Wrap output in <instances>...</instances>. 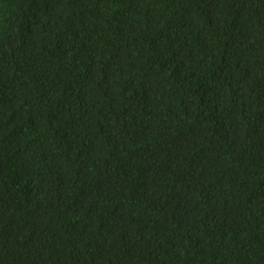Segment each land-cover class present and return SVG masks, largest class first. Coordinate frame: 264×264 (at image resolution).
Wrapping results in <instances>:
<instances>
[{
    "label": "trees",
    "instance_id": "obj_1",
    "mask_svg": "<svg viewBox=\"0 0 264 264\" xmlns=\"http://www.w3.org/2000/svg\"><path fill=\"white\" fill-rule=\"evenodd\" d=\"M0 264H264V0H0Z\"/></svg>",
    "mask_w": 264,
    "mask_h": 264
}]
</instances>
